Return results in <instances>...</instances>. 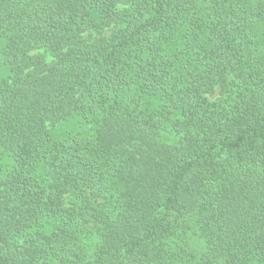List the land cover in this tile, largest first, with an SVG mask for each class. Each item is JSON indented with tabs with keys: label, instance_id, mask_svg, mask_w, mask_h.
Here are the masks:
<instances>
[{
	"label": "trees",
	"instance_id": "16d2710c",
	"mask_svg": "<svg viewBox=\"0 0 264 264\" xmlns=\"http://www.w3.org/2000/svg\"><path fill=\"white\" fill-rule=\"evenodd\" d=\"M0 58V264H264V0H0Z\"/></svg>",
	"mask_w": 264,
	"mask_h": 264
},
{
	"label": "rangeland",
	"instance_id": "374dc122",
	"mask_svg": "<svg viewBox=\"0 0 264 264\" xmlns=\"http://www.w3.org/2000/svg\"><path fill=\"white\" fill-rule=\"evenodd\" d=\"M38 52H44V50L41 49V50H39ZM46 56H48V57H47L48 60H51V58H50V56H49L48 54H46ZM0 59H1V58H0ZM9 72H10V68H9V66H8L7 64H5V63H2V60H1V61H0V77H6V76L9 74ZM209 96H210V98L213 99V100H215V99L218 97L217 93L210 94ZM63 124H66V125H62L61 127L58 128L59 133H64V132H62V131H63L64 129H66V128L68 127V125H69V123H68L67 121H66L65 123H63ZM79 124H80V123L78 122V123L75 124L74 126L79 125Z\"/></svg>",
	"mask_w": 264,
	"mask_h": 264
}]
</instances>
